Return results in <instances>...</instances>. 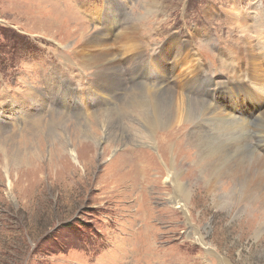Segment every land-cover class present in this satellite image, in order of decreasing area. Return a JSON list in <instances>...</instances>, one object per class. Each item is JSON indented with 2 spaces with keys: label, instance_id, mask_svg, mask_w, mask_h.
Wrapping results in <instances>:
<instances>
[{
  "label": "rangeland",
  "instance_id": "obj_1",
  "mask_svg": "<svg viewBox=\"0 0 264 264\" xmlns=\"http://www.w3.org/2000/svg\"><path fill=\"white\" fill-rule=\"evenodd\" d=\"M234 12L246 19L249 42H241V33L230 26L227 19ZM110 19L118 32L129 25L139 29L145 60L137 63L142 67L149 57L168 60L177 37L190 41V50L176 70L181 74L202 65L206 69L190 95L195 100L216 103L222 95L233 96L231 78L218 59L225 55L237 60L242 77L232 78V82L245 85L264 109V0H0V116L5 123L0 127L9 129L0 134L5 140L0 141V264H196L193 257L197 256H203L200 262L204 264H218L219 255L233 264H264V228L259 236L254 231L244 235L238 226L247 214L217 207L211 199L200 197L199 178L188 183L193 195L187 202L186 217L171 203L170 195L175 192L165 177L160 182L139 181L134 172L129 174L128 170H133L127 163L130 160L124 159V165L117 167L119 155L132 152L126 151L128 148L142 147L147 157L150 152L160 157V148L152 151L147 146L128 145L102 156L99 149L97 155L93 152L96 164L83 170L69 154L58 157L57 141L38 136L35 127L29 129L30 119L41 113L44 118L37 129L53 114L65 124L83 123L93 113L113 111L121 104L118 100L109 107L106 95L105 100L89 106L84 92L95 81L76 67L72 58L81 32L105 31L111 26ZM127 58L121 68L128 84L149 83L154 69L141 70L138 81L130 82L135 66L130 55L123 60ZM166 65L171 66L170 62ZM56 75L67 81L54 89V98L49 85L57 81ZM38 89V97L33 95L40 106L34 109L28 92ZM248 100L236 98L225 103L244 102L242 109L248 111L252 108L247 106ZM232 107L235 110L236 106ZM69 130L70 134L78 131L76 126ZM178 142L170 146L168 164L176 162ZM182 159L191 163L181 171V181L195 160L189 155ZM20 166L24 167L21 171ZM189 222L199 229L213 254L187 238ZM190 258L195 262H189Z\"/></svg>",
  "mask_w": 264,
  "mask_h": 264
},
{
  "label": "bare ground",
  "instance_id": "obj_2",
  "mask_svg": "<svg viewBox=\"0 0 264 264\" xmlns=\"http://www.w3.org/2000/svg\"><path fill=\"white\" fill-rule=\"evenodd\" d=\"M161 9L165 11V7H161ZM111 10L108 9L107 11L110 12ZM114 10L117 9L114 8ZM150 10L152 9L150 8ZM160 13L164 14L165 12L160 11ZM107 14L109 13L107 12ZM227 20L235 31L241 33V42L250 41L247 35L250 30L244 17L242 18L239 13L234 12ZM110 25L108 27L105 25L107 27L105 31L96 30L90 35L86 31L81 32L77 39V45L72 50V58L75 60L73 64L81 71L88 72L95 81V83H89L84 92L89 106H92L95 102L97 103V101L105 100L106 95L110 100L106 104L109 107L118 100L121 104L113 111L93 113L90 119L86 120L82 117L83 123L73 124L71 122V124H65L62 119L56 120L53 114L50 119L45 120L42 124L44 125L41 128L43 130L37 129L40 128L41 121L44 118V114L41 113L43 110L37 109L38 113L41 114L30 119L29 129L35 127L38 136L45 135L49 140L57 141L59 145L55 150L57 149L58 157L66 158L65 153L69 154L74 163L82 167L83 170H86V167L90 164H96V152H99V149H102V156L106 152H115L128 145H133V147L147 146L152 151L158 147L160 153H162L160 157L159 154H155L157 156L155 157L151 152L147 157V154L145 155L141 150L142 147L140 149L127 147L126 151L130 149L132 152H125L126 156L121 153L118 157L117 167L124 165V159L125 161L130 160L127 163L133 170L129 169V174L131 175L134 172L133 175L139 181L149 182V180H152L153 182H160L165 177L166 182L172 184L175 192L170 195L171 203L177 207L176 209H181L186 217L189 213L187 202L189 197L193 195V189L189 188L188 185L190 184L188 183L199 178L201 184L198 188L201 189H198L197 194L200 197L211 199L212 204L217 207L223 209L232 207L238 213L247 214V219L242 220L238 228L243 230L244 235L254 231L256 232L255 235L259 236L264 228V109L263 105L252 94L253 92L249 91L245 85L232 82V78L241 79L243 71L241 64L237 60H230L225 55L218 59L225 74L231 78L230 86L233 89L231 90L233 96L226 98L225 95H219L221 97L216 103L195 100L190 95L198 87L197 78L205 76L206 69L202 65V68L197 67L196 70L181 74H178L176 70L188 50H190L187 46V43L191 44L190 41L186 42L184 37L182 39L177 37L173 47L174 50L167 56L169 57L168 60L166 58L165 62H161L158 61L157 57H149L146 59L145 66L142 67L137 63L138 59L145 60L142 55L143 45L140 44L144 39L142 35H139V29L135 25H129L123 32H118V28H112L114 23L111 19ZM113 36L116 37L114 41L112 40ZM175 49L179 50V54ZM127 55L131 56L130 60L135 66L134 72L130 73V82L138 81L139 78L136 77L141 70L154 69L155 71L152 72L153 77H150L149 83H137L134 86L128 84L121 68V66L123 67L128 63V58L126 61L123 60ZM169 62L171 66L167 67L166 64ZM58 76L57 81H52L49 85V91L54 98L56 95L54 89H58L61 81H67ZM141 77L143 78V75H140ZM253 79L258 82V75L254 73ZM50 80L49 77L47 81ZM99 84H101V87ZM262 89L264 91V86H262ZM124 90L127 92L124 93ZM40 93L39 89L28 92L33 108L35 106L39 108L40 106L36 98ZM75 95L77 100L78 93H75ZM236 98L244 101L250 98L247 106L251 105L252 107L248 109V111L251 110V118L247 115L248 111L242 109L243 106H246L244 102L242 104L233 102L234 105L230 102L226 105L225 101L229 102ZM39 99L42 100V98ZM47 104L46 99V108ZM232 106H236L235 110ZM4 124L0 116V126ZM72 125L76 126L77 134L69 133L70 127L73 128ZM8 130L0 127V134H4ZM252 134L254 137H252ZM177 139L180 143L178 146H180L175 150V154H177L176 162L172 161L168 164L170 162L169 153H172L170 152V146ZM2 140L5 141L1 135L0 141ZM185 143L188 146H186L188 151L185 148L183 149ZM189 148L195 152L192 153ZM81 151L84 152L83 155ZM93 152L96 155H93ZM186 155H189V157L194 156L195 160L192 161L194 166L187 170L186 176L184 175L185 182L182 183L181 171L184 166L191 163L182 159ZM145 157L148 161L145 160ZM159 158L161 162L157 160ZM160 163L164 165V168H158L161 165ZM37 164L38 167L41 165L39 162ZM23 169V166L18 168L19 171ZM186 235L194 244L206 246L204 236L195 224L188 223ZM205 250L213 254V251L209 250L207 246ZM217 257L218 264H233L229 258L221 255ZM193 259L198 260L196 264H204L200 262L203 260V256L193 257ZM193 259L190 258L189 262L194 261Z\"/></svg>",
  "mask_w": 264,
  "mask_h": 264
}]
</instances>
